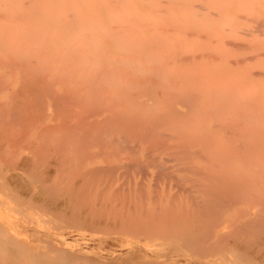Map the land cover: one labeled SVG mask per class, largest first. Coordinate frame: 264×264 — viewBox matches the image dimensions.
<instances>
[{"label":"bare ground","instance_id":"bare-ground-1","mask_svg":"<svg viewBox=\"0 0 264 264\" xmlns=\"http://www.w3.org/2000/svg\"><path fill=\"white\" fill-rule=\"evenodd\" d=\"M55 1L0 3V120L32 122L36 129L31 154L18 160L22 171L0 170V264H51V252L63 264H149L140 250L150 252L155 245L163 250L157 256L165 259L159 264H170L165 261L176 248H189L186 257L192 250L211 255L218 264H264V175L249 167L238 172L217 168L206 144L194 147L182 131L169 130V124L193 116L184 100L170 112L129 111L124 100L97 101L92 90L83 95L51 74L49 60L64 42L56 40L50 53L34 42H44L45 28L57 24L41 14ZM70 17L59 20L69 34L85 23ZM82 99L87 107L76 110L73 105ZM50 113L54 126L44 122ZM54 129L62 135L51 140ZM260 146L239 145L228 152L247 154ZM46 152L53 153L52 164L51 157L44 161ZM51 224H58L52 226L56 231ZM99 234L115 235L120 248L103 253L86 245L87 236Z\"/></svg>","mask_w":264,"mask_h":264},{"label":"rangeland","instance_id":"rangeland-1","mask_svg":"<svg viewBox=\"0 0 264 264\" xmlns=\"http://www.w3.org/2000/svg\"><path fill=\"white\" fill-rule=\"evenodd\" d=\"M71 1H55L54 7L49 6L41 12L44 21L57 24L45 28L47 33L42 30L47 34L46 37L41 36V40L45 41L34 42L35 47L43 45L49 52L51 49L48 48H52L54 43L56 48V40L64 42L54 52L55 57L49 60L51 74L56 73L58 79L67 80L72 90H82L83 93H80L83 95L92 90L97 101L124 100L126 107H130L129 111L132 107V110L135 108L141 113H158L162 108L170 112L184 100L190 104L188 111L191 115L193 112V116L187 121L169 124V130L176 127L182 131V137L194 147L206 144L210 151L209 161L216 163L217 168L238 172L249 167L264 175V0H74L73 5ZM66 2L69 5H65ZM66 16H71L73 20L83 19L85 23L69 34L66 26L59 21ZM73 51L74 58L70 56ZM102 93L106 94L101 97ZM141 94L142 97H139ZM140 100L143 101L141 104ZM80 103L73 105L76 110L87 107L86 99ZM51 115L55 114L50 113L48 118L45 116L44 122L54 126L52 119L55 116ZM1 120L0 135L7 139L0 136V146H3V149L0 148L3 151H0L4 154L0 158L3 160L8 154L10 161H0V166L5 165L7 171L3 172V167L0 170L10 175L13 167V173L22 171L18 168V160L31 154L28 151L32 149L30 141H34L36 129L32 122L20 123L21 127L10 119L8 122ZM59 134L62 135L61 131L54 129L49 135L52 140ZM1 139L6 141L2 143ZM255 143L262 149L253 151L251 148L247 154L228 152L239 145ZM46 153L48 156L45 154L44 161L49 162L51 157L49 163L52 164L54 150L50 157ZM54 224L50 226L52 231H56L54 227L58 225ZM114 236H87L90 239L86 240V245L94 251L108 253L111 248H120ZM98 237L101 240L96 242ZM167 244L165 251L171 245ZM174 244L172 242V247ZM156 246H153L156 250L153 247L150 249L152 253L140 250V254L147 253L146 260L151 261L149 264L165 260L157 256L163 250L160 248L159 252V245ZM188 249L183 248L185 254L182 248L172 249V253L168 250L166 257L171 253L170 258L179 256L180 259L182 256L183 259L174 257L171 258L173 261L169 258L165 262L217 263L212 261L211 255H198L192 249L190 251L195 254L186 257ZM153 250L158 254L155 251L154 254ZM54 253L50 254L51 261L54 259L56 262H52L55 264L59 260V264H63L59 254Z\"/></svg>","mask_w":264,"mask_h":264}]
</instances>
